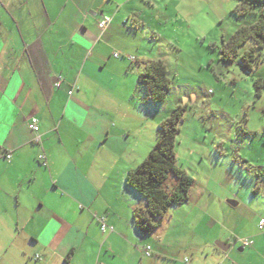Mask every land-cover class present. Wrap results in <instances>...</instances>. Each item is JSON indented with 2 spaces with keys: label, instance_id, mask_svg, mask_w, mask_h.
<instances>
[{
  "label": "crops",
  "instance_id": "1",
  "mask_svg": "<svg viewBox=\"0 0 264 264\" xmlns=\"http://www.w3.org/2000/svg\"><path fill=\"white\" fill-rule=\"evenodd\" d=\"M175 1L0 0V264H264V209L250 210L252 227L228 233L222 224L214 238L188 244L178 232L187 228L189 198L170 206L154 233L133 224L145 200L125 176L148 144L127 118L154 105L142 92L136 105L129 93L144 62L156 58L140 48L150 20L188 17L196 4L181 0L183 10ZM104 15L110 22L101 30ZM32 116L39 143L27 126Z\"/></svg>",
  "mask_w": 264,
  "mask_h": 264
},
{
  "label": "rangeland",
  "instance_id": "2",
  "mask_svg": "<svg viewBox=\"0 0 264 264\" xmlns=\"http://www.w3.org/2000/svg\"><path fill=\"white\" fill-rule=\"evenodd\" d=\"M194 1L188 17L150 20L153 28H146L140 48L146 58L164 60L170 88L166 99L152 106V111L148 108L146 116L132 109L127 118L132 130L143 134L148 153L156 141L158 122L174 105H185L174 151L177 168L193 179L185 204L187 211L191 209L185 214L187 228L178 232V241L187 244L205 236L214 238L223 231L222 224L227 230L252 227L250 210L264 209V86L257 93L254 84L255 78L264 80V46L256 48L258 61L251 71L242 69L238 57L220 59L218 50L222 36L231 34L241 22L252 23L256 14H234L231 9L240 0ZM261 4L253 3L254 10ZM175 5L183 10L189 6L181 0ZM252 45L247 40L239 52ZM140 92V85L134 89L133 83L129 94L136 105ZM174 181L169 174L166 183ZM237 200V204L231 202ZM160 219L147 234L154 233ZM187 248L180 247V254L188 255Z\"/></svg>",
  "mask_w": 264,
  "mask_h": 264
},
{
  "label": "trees",
  "instance_id": "3",
  "mask_svg": "<svg viewBox=\"0 0 264 264\" xmlns=\"http://www.w3.org/2000/svg\"><path fill=\"white\" fill-rule=\"evenodd\" d=\"M253 3H262L256 10ZM232 12L242 15L253 12L256 18L252 23H239L234 31L220 38L219 57L224 61H233L238 57L243 70L251 71L258 61L256 48L264 46V0H240L232 7ZM247 40L253 45L239 52L240 46ZM167 66L162 58H152L142 65L137 84L143 93L142 100L151 105L162 103L170 88ZM257 93L264 86V80L255 78ZM185 105L176 104L171 112L157 125L156 141L139 163L130 168L125 176V184L145 200V207L134 208L133 224L140 233H150L170 206L186 202L193 179L175 165L174 145L179 131ZM260 172L259 169L256 170ZM171 174L174 183H166Z\"/></svg>",
  "mask_w": 264,
  "mask_h": 264
},
{
  "label": "built area",
  "instance_id": "4",
  "mask_svg": "<svg viewBox=\"0 0 264 264\" xmlns=\"http://www.w3.org/2000/svg\"><path fill=\"white\" fill-rule=\"evenodd\" d=\"M110 22V17L107 16V15H104L102 16V18L98 21V25H99V28L102 30L103 28H105L107 26V24ZM113 55L116 57V56H119L120 53L118 51H114L113 52ZM129 58H133L131 56H129ZM55 85H58L59 84V80L57 79L55 82H54ZM27 126L28 128L33 132V137H32V140L35 142V143H39L40 142V134H39V125H38V121H37V118L32 116L30 117V119L28 120V123H27ZM7 156H9V154H7ZM37 160L43 164V165H46V159H45V155L43 152H40L38 153L37 155ZM107 227L106 223L104 222V219L101 217L100 218V228L102 230H104L105 228ZM257 228L259 230H262L264 231V217H260L257 221ZM241 243L243 244H247L249 243L250 241L247 239V238H241L240 239ZM151 252V248L149 245H145L144 246V253L146 255H149ZM39 255L36 253L34 255V258H37ZM186 260V258H185ZM216 264H222V263H216Z\"/></svg>",
  "mask_w": 264,
  "mask_h": 264
},
{
  "label": "water",
  "instance_id": "5",
  "mask_svg": "<svg viewBox=\"0 0 264 264\" xmlns=\"http://www.w3.org/2000/svg\"><path fill=\"white\" fill-rule=\"evenodd\" d=\"M232 203H235V202L232 201ZM215 244L221 249H226L227 248V243H222V242L216 241Z\"/></svg>",
  "mask_w": 264,
  "mask_h": 264
}]
</instances>
